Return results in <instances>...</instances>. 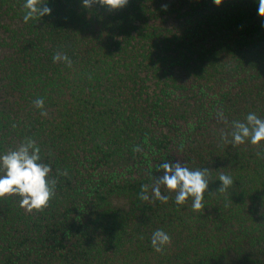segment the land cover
I'll list each match as a JSON object with an SVG mask.
<instances>
[{"label": "trees", "instance_id": "trees-1", "mask_svg": "<svg viewBox=\"0 0 264 264\" xmlns=\"http://www.w3.org/2000/svg\"><path fill=\"white\" fill-rule=\"evenodd\" d=\"M23 4L0 0V152L32 140L55 185L40 211L0 199V264H264V140L231 143L264 119L256 0H50L28 23ZM174 160L207 170L201 210L155 199Z\"/></svg>", "mask_w": 264, "mask_h": 264}, {"label": "clouds", "instance_id": "clouds-1", "mask_svg": "<svg viewBox=\"0 0 264 264\" xmlns=\"http://www.w3.org/2000/svg\"><path fill=\"white\" fill-rule=\"evenodd\" d=\"M50 0H24L23 20L28 23L37 17L40 19L50 15L52 9L48 6ZM95 0H88V5ZM222 0H213V3L220 5ZM99 3L109 6L112 9L122 8L129 3V0H99ZM258 4L257 14L264 17V0H256ZM264 27V23L261 25ZM54 60L63 59L68 61L65 55H56ZM70 62V61H69ZM38 108L44 105L43 98L34 101ZM221 117L222 113L219 114ZM231 132V143L233 145L243 144L246 140L255 145L264 140V119L259 118L255 113L246 116V122L233 121ZM51 171L50 165L41 162L40 148L32 140H27L17 148L9 152H0V199L9 196L20 197L19 206L27 211H40L47 207L54 196L55 181L48 178ZM162 171V175L156 178V185L152 193L156 200L167 202L169 197L163 195L160 185H164L170 192H175V203L183 204L187 199L192 200V209L199 211L204 208V194L209 186L206 179V169H190L179 160L172 162L165 161L156 169ZM221 190H226L233 184L230 175L219 176ZM148 199L147 196H142ZM170 242V236L162 229L152 234L151 245L160 252L163 246Z\"/></svg>", "mask_w": 264, "mask_h": 264}]
</instances>
